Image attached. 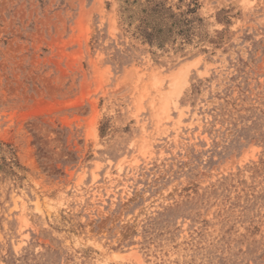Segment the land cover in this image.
Returning <instances> with one entry per match:
<instances>
[{
	"label": "rangeland",
	"instance_id": "374dc122",
	"mask_svg": "<svg viewBox=\"0 0 264 264\" xmlns=\"http://www.w3.org/2000/svg\"><path fill=\"white\" fill-rule=\"evenodd\" d=\"M0 264H264V0H0Z\"/></svg>",
	"mask_w": 264,
	"mask_h": 264
}]
</instances>
